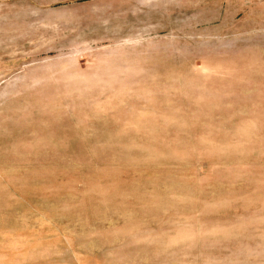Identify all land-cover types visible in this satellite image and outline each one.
<instances>
[{"label":"rangeland","instance_id":"obj_1","mask_svg":"<svg viewBox=\"0 0 264 264\" xmlns=\"http://www.w3.org/2000/svg\"><path fill=\"white\" fill-rule=\"evenodd\" d=\"M0 264H264V0H0Z\"/></svg>","mask_w":264,"mask_h":264}]
</instances>
